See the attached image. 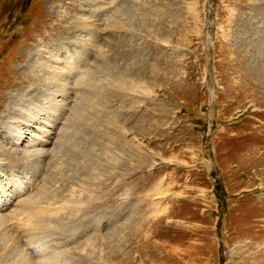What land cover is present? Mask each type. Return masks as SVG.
<instances>
[{
    "label": "rangeland",
    "instance_id": "374dc122",
    "mask_svg": "<svg viewBox=\"0 0 264 264\" xmlns=\"http://www.w3.org/2000/svg\"><path fill=\"white\" fill-rule=\"evenodd\" d=\"M65 61L77 120L23 157ZM1 168L76 201L27 248L53 264H264V0H0Z\"/></svg>",
    "mask_w": 264,
    "mask_h": 264
},
{
    "label": "bare ground",
    "instance_id": "6f19581e",
    "mask_svg": "<svg viewBox=\"0 0 264 264\" xmlns=\"http://www.w3.org/2000/svg\"><path fill=\"white\" fill-rule=\"evenodd\" d=\"M100 3L101 1H99V4ZM99 7L100 6H98V8ZM101 16H102L101 14L96 16L97 22H99L98 25H100L101 23L100 21ZM87 28L91 29L90 27H83V31L86 35L88 34L90 35V32L91 33L93 32L92 30L93 28L91 30H88ZM101 40H102V44H104L106 39L103 38L102 36ZM89 41H90L89 38L83 39V43L81 44L83 47H85V49H89L88 46L90 45ZM72 58L71 59L69 58L70 60L68 61V69L75 70L80 65L74 64L76 63V61L73 60ZM64 64L65 67L51 66L52 69L49 68L46 71H44L45 76H47L50 79L48 80V82L46 81L47 83L45 82L46 87L48 88L52 87V91H53L52 92L53 95H51L52 97L50 96L52 98L50 104H47L43 108V110L37 115H33L25 110V112H23L22 115L20 113L21 117L18 116L20 117L18 121H14L18 119L16 117L17 119L14 120L12 119L13 120L12 123L8 122L7 130L9 131V133L12 134L10 138H13L12 140L13 145L17 148L18 152L20 151L22 152L21 154L23 155V157L25 156L29 157L34 154L35 156L38 155L39 158H42V160H44V157H48L49 156L48 154H51L49 152L52 151L46 149L44 150L42 148L41 151V149H36V147L38 145L43 146L45 143H48L49 140L52 141L54 139L53 137L56 134V130L59 129L61 125L60 124L61 121L65 120L66 126L67 124L71 126V124L76 122L77 120L79 114L78 111L81 110L80 103H76L74 104V106H72L71 104L74 103V100L73 103L72 102L70 103L71 97L68 96L70 95L69 91L71 92V96L73 95L72 99H74L73 97L75 96V92L76 95H78L79 90H77L78 89L77 84H81L84 78L83 76L81 77L79 76L80 78L75 79V81L72 79V81H74L73 82L74 85L71 86L70 85L71 80L69 81V79H71V75L70 73L68 74L67 71H64V68H66L67 65L66 61ZM72 64L74 65L70 67V65ZM79 96H77L76 98H79ZM84 98L85 97L83 96V99ZM85 103L87 102L85 101ZM35 122H37L36 125H34ZM22 125L24 126V128L22 127ZM63 133L65 136V132L63 131L60 134V138L62 137ZM23 145H25L24 149L20 150L21 146ZM35 162L37 163L38 161ZM23 167L24 166L21 165L19 171L20 169L23 170ZM3 168H1L0 170V176H1L0 177V243L3 244L2 248L6 253L5 256L3 257V260H1L2 258L0 257V263H3V261L5 262L8 261L12 257H16L18 258V261L15 262L17 264H53L51 262L50 257H46V255L45 256L40 255L38 257L36 256L34 257L30 253V251L27 250V248L29 249L35 246L38 239H40L39 235L45 232H46L45 234H47V231L50 232L51 223L54 222L56 218H59L57 217L59 215V212L64 209L67 210V208H71V209L72 207L74 208V206L77 204L76 201L68 200V199L66 200L63 199L64 201H62L59 196L56 197L55 195H51L46 191H43L44 189H42V186L39 189L34 188L35 191H33V189L27 190L26 188H24V182L22 179L18 180L16 178L18 181H14V182L10 181L7 178L8 175L6 176L7 171ZM32 177L38 178V175L36 176L34 175ZM78 211L79 210H77V212ZM8 234L11 237H9ZM36 250L37 249H35V252Z\"/></svg>",
    "mask_w": 264,
    "mask_h": 264
}]
</instances>
